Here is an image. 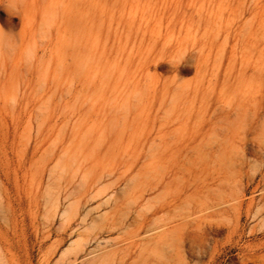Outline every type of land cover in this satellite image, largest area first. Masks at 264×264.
Wrapping results in <instances>:
<instances>
[{
  "label": "rangeland",
  "instance_id": "rangeland-1",
  "mask_svg": "<svg viewBox=\"0 0 264 264\" xmlns=\"http://www.w3.org/2000/svg\"><path fill=\"white\" fill-rule=\"evenodd\" d=\"M53 8L36 60L0 39V264H264V0Z\"/></svg>",
  "mask_w": 264,
  "mask_h": 264
},
{
  "label": "bare ground",
  "instance_id": "bare-ground-1",
  "mask_svg": "<svg viewBox=\"0 0 264 264\" xmlns=\"http://www.w3.org/2000/svg\"><path fill=\"white\" fill-rule=\"evenodd\" d=\"M53 1L54 0H50V2L48 3V5H44V9H42L41 11H39L38 12V10L37 9H33V10H28V9H26V8H22V5H21V3H20V1L19 0H7V2H6V7H7V19H6V22H4V24H3V26H1L0 25V39L1 40H3V41H5V43H9V42H14V49H16L17 51H19L20 50V53L21 52H23V53H25V54H28V55H30V57L31 58H33L34 60H36V58H37V55H38V52L39 51H41V50H43L42 48H43V41H40V43L37 41V39H36V37H35V33L34 32H36V29H37V27H38V30H39V32H46V33H49V32H51V30H52V23H53V21H54V15H55V11H54V8H53ZM4 2L5 1H3V0H0V7H1V5H3L4 4ZM255 7V6H254ZM251 9V8H250ZM249 9V10H250ZM255 9H257L256 7H255ZM251 11V10H250ZM258 12V11H257ZM250 14H251V12H250ZM259 18L261 17V16H263V14L261 15L260 14V12H259ZM250 16V15H249ZM253 16V15H252ZM251 17V16H250ZM255 17V16H254ZM257 17V16H256ZM207 18V17H206ZM252 18V20H253V17H251ZM14 19L15 20H17L18 21V23H16V22H14ZM203 20H205V19H203ZM209 20V19H208ZM251 20V19H250ZM254 20H255V18H254ZM253 20V21H254ZM253 21H248V22H253ZM257 21V19L254 21V24H255V22ZM201 22V21H200ZM202 23V22H201ZM204 23H205V21H204ZM247 25V24H246ZM249 25H253V24H250L249 23ZM254 26V25H253ZM250 27V26H249ZM249 27H247V28H249ZM254 28V27H253ZM253 28H251L252 30H253ZM9 45V44H8ZM40 45V46H39ZM46 56V51H44L43 52V56H42V58H44ZM191 58V57H190ZM32 61V60H31ZM40 65V63H38V66ZM172 66V65H171ZM252 103H255V102H252ZM228 106H230V105H228ZM232 106H233V104H232ZM247 106V105H246ZM220 107V106H219ZM251 107H253V106H251ZM222 108V109H221ZM227 108H229V107H227ZM254 108V107H253ZM252 108V109H253ZM216 109V108H215ZM219 109V108H218ZM220 109L223 111V107H220ZM249 109V108H248ZM247 109V110H248ZM227 110H230V108L229 109H227ZM234 110L236 111L235 113H233L232 112V114H228L227 116H226V113L225 114H223V116L225 117L226 116V118L224 119L223 118V116L222 117H220V118H222V119H224V120H218V121H216V123H215V125H218V123L220 124V122H221V124L220 125H222V122H225V123H227L226 125L227 126H229L230 127V124H232V125H234V123L236 124L237 122V120L239 119V120H242V121H246V118H248V111L246 112L243 108H239V109H235V107H234ZM260 110H262V108L260 109ZM218 111V110H217ZM218 112H220V111H218ZM227 112V111H226ZM231 112V111H230ZM229 112V113H230ZM211 113H214V111L213 112H211ZM223 113V112H222ZM222 113H221V115H222ZM259 113V112H258ZM257 113V114H258ZM216 114V113H215ZM251 114V113H250ZM211 115H213V114H211ZM210 115V116H211ZM220 115V114H219ZM232 115V117H234V119L232 118L231 119V116ZM262 116V115H261ZM212 117V116H211ZM251 117V116H250ZM249 117V118H250ZM256 117V116H255ZM217 118H218V115H217ZM216 118V119H217ZM208 119V118H207ZM211 119V118H210ZM215 119V120H216ZM214 120V121H215ZM258 120H260L261 121V119L259 118ZM213 121V120H212ZM249 121V120H248ZM252 121H254L255 122V120H252ZM257 121V120H256ZM211 122V121H210ZM247 122V121H246ZM253 122V123H254ZM258 122V121H257ZM209 123V122H208ZM225 123H224V126H226L225 125ZM249 123V124H248ZM247 124H246V126H247V132H248V130L249 129H251L250 131H252V129H253V133H252V135H254V133L256 134V131H258L259 132V130L260 131H262V127H264V122H261V123H257L256 124V126H253V124H252V122H248ZM256 123V122H255ZM213 124H214V122H213ZM238 124H240V123H238ZM244 123L242 122V125H243ZM210 125H212V124H210ZM209 125V126H210ZM241 125V126H242ZM206 126V125H205ZM244 126V125H243ZM261 128H260V127ZM207 127H208V125H207ZM218 127V126H217ZM228 127V128H229ZM237 127H239L240 128V126H237ZM245 127V126H244ZM211 128V127H210ZM216 128V127H215ZM260 128V129H259ZM212 129H214V125H213V127H212ZM212 129H210V131L209 132H211V131H213L214 132V130H212ZM219 128H217V130H218ZM224 129V128H223ZM237 129V128H236ZM236 129L234 130V128H232V130H234L233 132H235V133H237L236 132ZM241 129H242V127H241ZM264 129V128H263ZM208 130V129H207ZM217 130H215V132H217ZM221 130V129H220ZM220 130L218 131L219 133H222V130H221V132H220ZM229 130V129H228ZM238 130V129H237ZM243 130V129H242ZM225 130H223V132H224ZM230 131H231V127H230ZM240 132V131H239ZM238 132V133H239ZM225 133H226V131H225ZM244 133V130H243V132L242 133H240V134H243ZM214 134V133H213ZM247 134V133H246ZM248 134H249V132H248ZM260 133H258V135H259ZM207 135V134H206ZM222 135V134H221ZM236 135H238V134H236ZM257 135V134H256ZM209 136V135H208ZM211 136V135H210ZM215 136H217L216 134H215ZM233 136H234V134H233ZM233 136H231V137H233ZM246 136V135H245ZM220 137V136H219ZM222 137V136H221ZM240 136L238 135V138H239ZM242 137H244V136H242ZM242 137H240V139H242ZM249 136H247V138H248ZM256 137H258V136H256ZM256 137L254 138H252L253 140H252V142L254 141V139H256ZM213 138H215V137H213ZM236 138V137H235ZM246 138V139H247ZM263 138V137H262ZM261 138V139H262ZM249 140H251V139H249ZM258 140H260V138L258 139ZM257 139H256V141L255 142H257L258 141ZM262 140H264V139H262ZM262 140H260V142L262 141ZM241 141V140H240ZM244 140L242 139V142H243ZM218 142H220V141H218ZM221 142H222V139H221ZM227 142V141H226ZM250 142V141H249ZM255 142H253V143H255ZM259 142V141H258ZM246 143V142H245ZM247 143H248V141H247ZM251 144V143H250ZM245 145V144H244ZM218 151V150H217ZM219 152V151H218ZM223 155V154H222ZM218 157V156H217ZM220 157H222V156H219V159H220ZM222 158H224V157H222ZM221 158V159H222ZM218 159V158H217ZM220 161V160H219ZM225 161V160H224ZM222 166V165H221ZM213 207H215V206H218V203H216V205H212ZM159 209H162V206H160V208ZM181 228V227H180ZM175 229H172V230H169V231H167L166 233H164L163 235H160L159 236V238L157 239L158 241H160L161 239H163L166 235H168V236H171L175 231H174ZM206 233V231H203V230H201L200 229V227L199 226H194V230L193 231H191V233L186 237L187 238V241L188 240H190V239H192V242H196L197 241V246H198V243L200 244V242L202 241V235H204ZM207 234V233H206ZM205 234V235H206ZM183 242V241H182ZM191 242V243H192ZM182 244V243H181ZM183 245V244H182ZM200 250H201V252L202 251H205L204 249L206 248L205 247V245H202V244H200ZM196 249V248H195Z\"/></svg>",
  "mask_w": 264,
  "mask_h": 264
}]
</instances>
